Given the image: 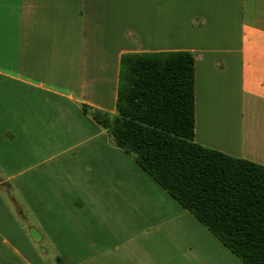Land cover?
Listing matches in <instances>:
<instances>
[{
    "label": "crops",
    "instance_id": "0c3cea01",
    "mask_svg": "<svg viewBox=\"0 0 264 264\" xmlns=\"http://www.w3.org/2000/svg\"><path fill=\"white\" fill-rule=\"evenodd\" d=\"M166 50L194 58L195 142L264 165V0H0V264H245L82 109Z\"/></svg>",
    "mask_w": 264,
    "mask_h": 264
},
{
    "label": "trees",
    "instance_id": "16d2710c",
    "mask_svg": "<svg viewBox=\"0 0 264 264\" xmlns=\"http://www.w3.org/2000/svg\"><path fill=\"white\" fill-rule=\"evenodd\" d=\"M82 109L242 262L264 264V165L195 142L190 51L122 53L114 112Z\"/></svg>",
    "mask_w": 264,
    "mask_h": 264
},
{
    "label": "rangeland",
    "instance_id": "374dc122",
    "mask_svg": "<svg viewBox=\"0 0 264 264\" xmlns=\"http://www.w3.org/2000/svg\"><path fill=\"white\" fill-rule=\"evenodd\" d=\"M30 220V218H29ZM30 222V221H28ZM28 234L32 237L33 240H37L38 238V234H36V232H34V230H29L28 231ZM39 239V238H38ZM42 244V242L40 241L39 245ZM35 246V249H38V254H37V250L35 251V255L32 256L33 258L36 256V255H40L38 256L39 260H40V264H67V254L64 252V253H55L53 251L50 252V248H48V252H44V247L43 249H39L38 247ZM43 246V245H42ZM46 248V247H45ZM29 256H31L29 254Z\"/></svg>",
    "mask_w": 264,
    "mask_h": 264
}]
</instances>
